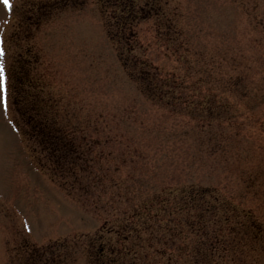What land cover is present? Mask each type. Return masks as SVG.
Wrapping results in <instances>:
<instances>
[{"label":"rangeland","instance_id":"1","mask_svg":"<svg viewBox=\"0 0 264 264\" xmlns=\"http://www.w3.org/2000/svg\"><path fill=\"white\" fill-rule=\"evenodd\" d=\"M109 2L13 0L11 13L0 4L6 93V106L0 103V264H41L33 257L26 262V254L53 241L64 243L54 262L96 264L88 253L90 238L102 234L111 244L114 237L105 232L108 225L101 227L108 206L94 208V191L81 189L95 171L102 182L113 176L135 189L141 182L177 185L156 198L175 204L180 191L185 195L189 189L187 179L205 178L207 194L218 195L212 216H203L207 227L222 217V199L229 205L244 202L245 211L259 220L256 234L263 240L211 246L205 257L195 238L190 251L174 248L169 257L159 253L157 238L145 239L137 253L150 264H169L164 258L176 264H264V0H120L116 7ZM128 17L135 42L115 44L109 37H118L114 23ZM18 51L32 58L21 86H15ZM146 57L164 77L178 76L160 85L161 99L141 81L147 71L138 63ZM22 104L34 109L33 118L35 110L43 119L53 114L58 125L68 119L74 128L89 167L86 175L77 171L79 180L68 179L72 191L53 178L54 163L44 160V144L21 118ZM208 104L209 111L199 106ZM217 110L218 116H209ZM209 120L217 137L201 144L197 134L208 129ZM125 193L126 201L145 198L141 187ZM219 223L228 239L235 236ZM104 252L106 264L130 258ZM111 256L123 263H111Z\"/></svg>","mask_w":264,"mask_h":264},{"label":"trees","instance_id":"2","mask_svg":"<svg viewBox=\"0 0 264 264\" xmlns=\"http://www.w3.org/2000/svg\"><path fill=\"white\" fill-rule=\"evenodd\" d=\"M109 3L111 6L116 7V3H119V1L110 0ZM129 9L130 11H132V9L135 10L132 4L129 6ZM128 18L130 19L119 18L115 21V28L119 29V34L117 32L118 35H116V37H118L115 39L111 34L109 35V29L107 28L108 35L115 44H118L120 41L125 42V44L135 42L136 34L132 29L135 24H131V17ZM167 27L171 28V24H167ZM151 63V60L147 57L143 59L141 63H138L141 67H146V70H144L147 71L142 74L141 81L145 86L151 88L153 95H157V97L161 99L162 96L158 94V92H161L160 85L167 81L176 82L175 78H178V76H175L173 72H168L167 77H164V75H161L162 73L157 72V66L152 67ZM122 64L125 68L128 65L125 59L122 60ZM140 71H142V69H140L139 72ZM241 79H243L242 74ZM231 80L230 83L236 86V80H233V77ZM191 92L196 96L197 92L195 87H193ZM199 106L205 111L210 110L209 104L206 108H203L202 105ZM218 113L219 110L214 113H209V116H218ZM24 118L26 119V123L27 120L30 122L32 121V127L33 130L36 131L35 135H37L38 143L44 144L40 148L45 152L44 160L47 161L50 158L51 163H54L53 167L56 169L53 172V176H55L53 178L57 181L61 179L63 187L67 189L68 192L72 191L74 186L73 183L70 185L67 183L68 179L77 178L79 180L77 171L79 175H86L89 166L88 159L83 151L84 147L76 143L77 138L71 133V129L74 128L72 125L69 126V120L67 119L62 126L55 122V115L53 114L50 119L49 117L43 119L40 115L37 116L36 113L33 119H27L25 114ZM205 126L208 129L202 131L198 130L201 135L199 136L197 134L201 144H203L206 139L209 140V137L210 139L212 137H217V134L209 129L210 120L205 123ZM80 147L82 148L81 150ZM66 179L67 181H65ZM185 182H187L186 186L189 189H185V195H183L184 190L180 191L175 204L174 201H165V199L156 202V198L158 197L157 194L161 191L167 189L170 192L177 185H159L153 187L141 182L135 189L131 184L125 185L123 181H119L113 176H107L102 182L100 172L95 171L92 173V180L88 184L83 183L81 189L86 191L88 188H91L94 191L93 198L90 202L94 208H105L108 206L110 212L107 213V218H102L104 225L101 227L103 228L105 225H108L105 232L109 237H111L110 233H112L114 237V242L111 244L104 240L102 234H97L90 238L92 242L90 245H92L93 249L88 248V253L94 258L96 264H106L103 260V257H106L104 248H107L112 254L119 252L130 254V258H127L128 261L125 264H150L140 253H137L138 248L141 246L139 242L150 238H157L159 242L162 243L159 253L166 257L173 256L171 249L174 250V248L179 251H184L185 253L190 251V249L188 250V246H191L192 238H195L196 249L203 257L207 256V253L208 255L210 254L209 249L211 246L220 245L223 247L226 242L232 244L239 242V244L242 243L244 245L243 242L250 239L253 241L263 240V237L256 234V231L261 228L259 220L245 211L247 206L244 205L242 201L234 205H229V201L226 202L222 199V217L218 219L213 218L211 223L213 226L207 227L208 221L205 220L203 216L206 213L209 217L212 216V210H214L212 203L218 200V195L207 194V192H209L208 188L210 187L205 182V178H190ZM78 185H80V182ZM251 185H254V179ZM256 185H263V183L258 181ZM179 186L182 185L179 184ZM139 187L144 188L145 191L142 197L145 198L141 202L138 203V201L132 199L129 201L123 199L124 195H126L125 190L127 192H133ZM68 194L71 195V193ZM227 197L230 200H234L232 195H228ZM232 218H234V220H231ZM219 221H222L224 226H227L226 230L228 232H235V236L233 235L228 239V236H225V232L221 233L222 231L219 225L222 226V224H220ZM102 228H99L98 231H101ZM170 239L171 242H167ZM175 240H178L177 244ZM187 241L190 242V245ZM184 243L187 244V248ZM63 244L64 243L61 242H53L46 245L44 250L41 249L40 252L37 251L32 256L40 263L43 261L45 264H66L62 262L61 259H57V262H54L53 257L55 252L58 251ZM63 254L68 258V251H64ZM164 259L169 260V264H176V262L170 263L171 260L168 258ZM109 260H112L111 263H113V261L123 263L122 260L114 259L112 256L109 257ZM63 261H65V259ZM187 264H193V262Z\"/></svg>","mask_w":264,"mask_h":264},{"label":"snow or ice","instance_id":"3","mask_svg":"<svg viewBox=\"0 0 264 264\" xmlns=\"http://www.w3.org/2000/svg\"><path fill=\"white\" fill-rule=\"evenodd\" d=\"M0 4L3 5L4 10L8 13H11L13 7V0H0ZM7 23V21H4ZM3 53V48H0V54ZM0 103L5 104L6 106V93H5V85H4V70L3 65L0 64Z\"/></svg>","mask_w":264,"mask_h":264},{"label":"flooded vegetation","instance_id":"4","mask_svg":"<svg viewBox=\"0 0 264 264\" xmlns=\"http://www.w3.org/2000/svg\"><path fill=\"white\" fill-rule=\"evenodd\" d=\"M15 60H16L17 69L19 66L21 67L24 62L29 63V60L27 58H25V60H23V58H21L19 55H18V57L16 56Z\"/></svg>","mask_w":264,"mask_h":264}]
</instances>
